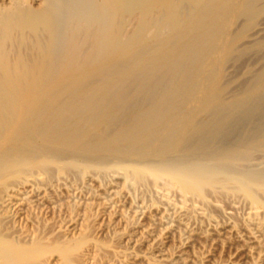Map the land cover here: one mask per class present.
Returning <instances> with one entry per match:
<instances>
[{"label":"bare ground","instance_id":"1","mask_svg":"<svg viewBox=\"0 0 264 264\" xmlns=\"http://www.w3.org/2000/svg\"><path fill=\"white\" fill-rule=\"evenodd\" d=\"M263 15L264 0L1 4L0 264H264L263 225L256 234L252 219L207 229L206 211L207 227L194 228L192 210H179L187 202L175 214L171 202L139 208L126 190L166 179L203 205L209 186L264 210L263 174L227 175L218 164L227 154L192 162L211 145L205 130L215 136L228 113L264 91V66L230 99L224 81L229 61L264 47V38L241 46ZM263 142L234 143L229 154ZM110 171L120 181L99 179ZM211 234L220 247L235 241L240 255L191 248Z\"/></svg>","mask_w":264,"mask_h":264},{"label":"rangeland","instance_id":"2","mask_svg":"<svg viewBox=\"0 0 264 264\" xmlns=\"http://www.w3.org/2000/svg\"><path fill=\"white\" fill-rule=\"evenodd\" d=\"M8 0H0V5L1 4H4V3H6ZM249 35V36H248ZM246 38H244L243 39V41H242V43H241V46H249V45H252L255 41H259V40H261V39H263L264 38V15L261 17H259V19L257 20V22H256V25H254V27H252L251 28V30L249 31V33H247V35L245 36ZM256 43V42H255ZM245 44V45H244ZM253 50V51H252ZM236 60H238V61H235V59L234 60H231L232 61V63H231V61H229L227 64H226V69H225V73H224V81H225V83H226V87H227V91L228 92H226V94H225V98L226 99H230L233 95H235V94H237V93H239V91L242 89V87H243V85H245L247 82H249L250 80H251V78L254 76V74H256L263 66H264V47L263 48H261V50L259 49V51H258V48L257 49H254V48H251V51H250V49H247V51H245L244 52V54H241L240 56H238V58H236ZM264 91H262L261 93H259V94H257V95H255L254 97H252L251 99H250V101L247 103L248 104V106H247V104H246V106H243V107H241V109L239 108V109H236V110H234V111H232V113L230 112V113H228L227 114V118H225L224 120V127H225V129H224V127L222 126V128L220 129V131L221 132H217L216 134H215V136L214 135H212L211 136V132L209 133V129H207V130H205V132L203 133V136H204V140H205V142H209V143H211V145L210 144H207L208 146H210V147H208V150H207V152H205V155H203L204 156V158H203V156L201 155V157L200 156H197V157H195L196 158V160H195V158H193L194 160H192V162H194V163H196L197 161L198 162H202L203 164L202 165H205V166H209V165H213V164H217L219 161H216V160H219L221 157H223V156H226V155H223V154H227V156H229V157H227V159L225 158L221 163H218L219 165H220V167L222 168V170L227 174V175H229L230 174V176H232L234 173H236V174H234L233 175V177H235L236 175V178H239V176H244V175H253V176H259V175H261V174H263V175H261V177H263L264 176V148L263 147H261V146H258V148H254V149H251L250 151H251V154H250V152L249 151H239V150H237V151H239V152H237V151H235L234 152V154H233V156H230V154L229 153H231L232 151H234V150H236L237 149V146L239 147L240 145H242L244 142L246 143V144H248V145H250L249 144V142L251 143V145L253 144V143H255L256 141H257V138H262L263 139V135H264V98H262V95H263V97H264V93H263ZM228 93V94H227ZM263 99V100H261V98ZM258 98V99H257ZM253 100H255V101H258L257 103H255V101L253 102ZM253 103V104H252ZM249 106H251L250 108H249ZM245 107H248V108H245ZM256 107H257V109H256ZM259 108H260V110H259ZM251 110V111H250ZM255 110V112L254 113H251V112H253ZM257 111V112H256ZM260 111V112H259ZM243 112H245V113H243ZM233 113H234V115H233ZM236 113V114H235ZM251 113V115H249ZM238 114V115H237ZM229 115V116H228ZM232 115V116H231ZM250 116V117H249ZM257 117V118H256ZM228 119V120H227ZM238 119V120H237ZM240 119V120H239ZM233 120V121H232ZM243 122V123H242ZM231 124V125H230ZM228 128V129H227ZM223 130H225V131H223ZM256 132H255V131ZM206 131H207V133H208V135H207V133H206ZM253 133H255V135L253 134ZM256 135H260L259 137H257ZM253 138V139H252ZM238 139V140H237ZM250 139H251V141H250ZM253 140V141H252ZM212 141V142H211ZM230 141V142H229ZM255 141V142H254ZM239 142V143H238ZM233 144V145H231V144ZM234 143H235V145H237V146H234ZM237 143V144H236ZM241 143V144H240ZM225 144V145H224ZM261 145V144H260ZM262 145L264 146V142L262 143ZM232 146V147H231ZM227 149H226V148ZM231 147V148H230ZM233 147H236V149H234ZM259 147H261V148H259ZM223 148V149H222ZM224 149H225V151H224ZM231 149H234V150H231ZM210 150V151H209ZM218 150H219V152H218ZM222 150H223V152H222ZM230 150V151H229ZM259 150V151H258ZM211 151H212V154H211ZM222 152V154H221V152ZM226 151H228L227 153H226ZM253 151V152H252ZM218 152V153H217ZM237 152V153H236ZM243 152V153H242ZM248 152H249V155H248ZM214 153H216V155L214 154ZM247 153V154H246ZM206 154L207 155H209V156H211V157H209V156H206ZM219 154V155H218ZM214 155H215V157H214ZM236 155V156H235ZM245 157H244V156ZM247 155V156H246ZM251 155V156H250ZM219 156H221V157H219ZM237 156H238V158H237ZM200 159H199V158ZM209 158L208 159V161H207V159L206 158ZM234 157V158H233ZM248 157V158H247ZM203 158V159H202ZM217 158V159H216ZM231 158H233V159H231ZM211 159H213L212 161L213 162H210V160ZM230 159H231V162H234V163H231L230 162ZM227 162H226V161ZM241 160V161H240ZM206 161V162H205ZM229 161V162H228ZM197 162V163H198ZM208 162V163H207ZM210 162V163H209ZM215 162V163H214ZM205 163H207V165L205 164ZM213 163V164H212ZM225 163H228V164H224ZM223 164V165H222ZM231 164H234V165H231ZM226 165H228V166H226ZM226 167V168H225ZM228 168V169H227ZM239 168V169H238ZM227 169V170H226ZM240 170H241V172H243V173H241L240 172ZM227 171V172H226ZM248 173H247V172ZM111 172V173H110ZM110 172H108L107 174H105V176L103 175V176H101L99 179H101V181H113V182H118V181H120V179H121V174L120 173H117V172H113L112 173V171H110ZM234 172V173H233ZM246 172V173H245ZM253 172V173H252ZM260 172V173H259ZM242 174V175H240V174ZM252 173V174H251ZM108 174H109V176H111V177H109L108 176ZM105 177V178H104ZM264 178V177H263ZM74 179V178H73ZM73 179H71V180H73ZM103 179V180H102ZM105 179V180H104ZM107 179V180H106ZM75 181V183L76 182H79V184L78 183H76L77 185H80L81 184V181H76L77 179H74ZM150 180V179H149ZM148 180V181H149ZM151 181V183L149 182H147L146 183V185H139V184H137L138 186H136V185H134L135 187H133V185L130 187V188H126V190L128 191V193H129V197H130V199H131V201H132V205L133 204H135V206L136 207H139L138 205H142V206H148V205H150L152 202H155V203H157V204H162L163 202L164 203H166V204H168L169 202H171V203H169V204H174V205H167V209H168V211H169V213L170 214H172V212L174 213L175 211L177 212V210H178V208H180L181 207V205L180 204H182L183 202H187V203H183L182 204V206H183V208H180L179 210L183 213V212H186V211H184V210H192L191 212H192V214L194 215H192L193 216V218H192V220L190 221V224H191V226L192 227H194V228H196V227H200V226H202V227H207V225L210 227V226H212V227H214V226H220L221 224V226H223V224H226V222H235V224L236 223H238L239 221H242V222H244V220L246 221V220H248L249 222H250V220H251V223H249V225L254 229V231H256V234H261V233H263L262 231H264V210H262L263 208L261 207V208H259V206H258V208H256L254 205H251V206H253L252 208H250V205H249V203H248V201L247 200H245L246 198H241V196L239 197V195L238 194H236V195H238V196H236L235 194H233V195H235V196H233L232 195V193H229V192H227V193H229L228 194V196H227V193L225 192V193H223L224 191L223 190H219V192L217 193V192H214L213 193V195L210 193L211 191L209 190V194H211V196L213 197V196H215L216 195V193L218 194V195H220V197L219 196H215V197H208L207 196V192L208 191H206L207 189H210V187L209 186H205V188H207V189H204V188H202V192L203 193H206L205 194V199H207V198H209L210 199V201H211V203H212V205L210 204V201L208 202V201H205V203H204V205H203V201H202V203H200V198H198V197H195V196H197V195H195L194 196V194H192V195H190V196H193V197H190V196H186L185 198H183V197H181V193L179 192V191H175L171 186L169 187V183L167 184V180L166 179H161V180H158L159 182H154V181H152V180H150ZM152 182H153V184H155L154 186H153V184H152ZM142 187V188H141ZM164 188V189H163ZM130 189V190H129ZM149 189V190H148ZM152 189V190H151ZM133 190H134V192H133ZM140 190V191H139ZM145 190V191H144ZM148 190V191H147ZM157 190V191H156ZM131 191V192H130ZM159 192V193H158ZM134 193V194H133ZM164 193V194H163ZM153 194V195H152ZM170 194V195H169ZM208 194V195H209ZM226 194V195H225ZM134 195H135V197H134ZM150 195V196H149ZM158 195V196H157ZM225 195V196H224ZM232 195V196H231ZM132 196V197H131ZM134 197V198H133ZM141 197H143V199L141 198ZM163 197V198H162ZM195 197V198H194ZM222 197H223V199H222ZM155 198V199H154ZM157 198V199H156ZM160 198H161V200H160ZM190 198H193V199H191L190 200ZM196 198H198V200L196 199ZM226 198V199H225ZM239 198V199H238ZM260 198H261V196H260ZM135 199V200H134ZM146 199V200H145ZM149 201H148V200ZM163 199H165L167 202H165V200H163ZM173 199H175V200H173ZM188 201H187V200ZM209 199H207V200H209ZM222 199V200H221ZM262 199H264V196H262ZM152 200V201H151ZM163 200V201H162ZM172 200V201H171ZM183 200V201H182ZM161 201V202H160ZM195 201V202H194ZM136 202V203H135ZM142 202V203H141ZM179 202V203H178ZM189 202V203H188ZM162 204L163 205V207L166 205V204ZM192 203H193V205H195V207L192 205ZM199 203V204H198ZM206 203L209 205L208 207H207V205H206ZM215 203V204H214ZM218 203V204H217ZM228 203V204H227ZM214 204V205H213ZM231 204V205H230ZM162 205H160V206H162ZM206 205V207H204ZM216 205V206H215ZM128 206V205H127ZM180 206V207H179ZM184 206H186V209H185V207ZM190 206H192L193 208L192 209H190ZM212 206V207H211ZM217 206H220V209H219V207H217ZM166 207V206H165ZM189 207V208H188ZM198 207V208H197ZM217 207V208H216ZM230 207V208H229ZM140 208V207H139ZM139 208H137V209H139ZM216 208V209H215ZM254 208V209H253ZM177 209V210H176ZM183 209V210H182ZM194 210V211H193ZM220 210V211H219ZM223 210H225V211H223ZM259 210V211H258ZM262 210V211H261ZM196 211V212H195ZM206 211H208L207 213H212V222L210 221V223H208L209 222V220L210 219H206L207 218V213H206ZM175 212V213H176ZM214 212V213H213ZM255 212V213H254ZM174 213V214H175ZM210 213V214H211ZM216 213V214H215ZM219 213H221V214H219ZM222 213H227V214H223L222 215ZM252 213V214H251ZM196 214V215H195ZM202 215H206V216H202ZM226 215V216H225ZM229 215V216H228ZM254 216V217H253ZM201 217V218H200ZM203 217V218H202ZM206 217V218H205ZM196 218V219H195ZM198 218V219H197ZM236 218V219H235ZM240 218V219H239ZM256 218V219H255ZM205 219L208 221H205ZM233 219V220H232ZM262 219V220H261ZM170 219H168V221L167 222H170L169 221ZM195 220V221H194ZM258 220V221H257ZM200 221V222H199ZM253 221V222H252ZM171 222H172V220H171ZM193 222H195V224L193 223ZM199 222V223H198ZM208 224H207V223ZM241 222V223H242ZM173 224H174V222H172ZM214 223H216V225L214 224ZM241 223H239L238 225H239V227H241L242 225H241ZM256 223H258L259 225H263V226H258ZM207 224V225H206ZM212 224H214V225H212ZM254 224H256L260 229H259V232H261V233H257V229H256V226L254 225ZM204 225H206V226H204ZM238 225H235L236 226V229H238L239 227H238ZM207 229H212L211 227L210 228H208L207 227ZM239 231H241L242 230V227L240 228V229H238ZM243 231V230H242ZM181 234H183V233H181ZM183 235H185V234H183ZM210 237H212V239L213 240H215V243H214V241L213 240H211V238H210V240L212 241H205L206 243H204V241L201 243V245L198 243V242H196V243H193V245H191V248L193 249L194 248V250H199V248H201V247H203L204 249L206 248V246L209 244V247L207 248V249H209L208 251L211 253V254H213L215 257H221V258H225V256L227 257V256H229V255H231L233 252L235 253V255L234 254H232V256H238V255H240V253L239 254H237L236 252H235V247L234 246H236V242L235 241H228L227 242V240H226V242H222V244H224L225 243V245H222L223 247H220L221 245H220V241H222V240H224V239H220V241L218 242V239H217V236L215 237L214 236V234H213V236H212V234L210 235ZM220 237V236H219ZM175 238H176V240H177V237H174V241H175ZM221 238H222V236H221ZM208 242V243H207ZM211 242V243H210ZM215 245V244H217L216 245V248H217V246H219L217 249L216 248H212L213 247V244ZM233 243H235V244H233ZM202 244H203V246H202ZM205 244V245H204ZM207 244V245H206ZM210 244H212V245H210ZM233 244V245H232ZM228 245V246H227ZM229 246H231V247H229ZM197 249H196V248ZM211 247V248H210ZM226 247V248H225ZM229 248V249H228ZM206 249V250H207ZM217 250V252H219V255H218V253H216V250ZM221 251H220V250ZM212 250V251H211ZM219 250V251H218ZM232 250V251H231ZM221 252V253H220ZM222 252H223V254H225V255H223L222 254ZM221 254V255H220ZM228 254V255H227ZM224 256V257H223Z\"/></svg>","mask_w":264,"mask_h":264}]
</instances>
